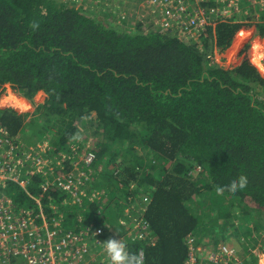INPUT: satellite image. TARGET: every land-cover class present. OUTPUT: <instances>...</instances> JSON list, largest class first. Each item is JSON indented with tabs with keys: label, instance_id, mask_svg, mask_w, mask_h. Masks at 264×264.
<instances>
[{
	"label": "trees",
	"instance_id": "trees-1",
	"mask_svg": "<svg viewBox=\"0 0 264 264\" xmlns=\"http://www.w3.org/2000/svg\"><path fill=\"white\" fill-rule=\"evenodd\" d=\"M120 20L60 0H0V84L29 101L47 95L32 116L0 109V128L30 147L48 139L49 155H70L67 163L73 147L95 154L83 169L91 173L88 193L105 195L67 207L66 228L102 229L105 242L142 221L145 239L129 252L144 248L145 264H185L190 235L219 243L241 232L251 245L241 244L245 264H258L264 78L249 46L232 69L210 57L236 38L264 37V23L219 24L184 42L148 23L126 30ZM240 176L246 186L231 191L227 185ZM43 179L33 176L28 189L41 194ZM5 193L17 209L33 206L15 184ZM44 194L47 207L58 198Z\"/></svg>",
	"mask_w": 264,
	"mask_h": 264
},
{
	"label": "built area",
	"instance_id": "built-area-1",
	"mask_svg": "<svg viewBox=\"0 0 264 264\" xmlns=\"http://www.w3.org/2000/svg\"><path fill=\"white\" fill-rule=\"evenodd\" d=\"M137 4L149 14L143 24H152L184 42L197 41L205 29H215L219 24L264 23V0H137ZM219 54L215 47L210 59L218 63ZM251 61L264 78V56L257 63ZM15 140L18 138L10 139L6 130L0 128V153L8 152L6 158L0 155V264H110L103 247L105 242L99 238L102 229L76 232L64 224L67 207L83 206L84 200L94 202L105 195L100 190L88 193L91 173L83 169L94 163L95 154L72 150L67 163L70 155H49L48 142L33 148L19 147ZM33 176L44 178L41 194L28 189ZM9 184L27 191L33 206L17 209L5 193ZM46 192H57L58 198L61 195L63 199L53 197L47 207ZM135 223L118 238L128 252L132 243L145 239L147 231L145 223ZM213 245L206 249L195 235H190L185 264H245L246 258L243 260L235 248L224 242ZM137 254L145 264L144 248H139Z\"/></svg>",
	"mask_w": 264,
	"mask_h": 264
},
{
	"label": "rangeland",
	"instance_id": "rangeland-1",
	"mask_svg": "<svg viewBox=\"0 0 264 264\" xmlns=\"http://www.w3.org/2000/svg\"><path fill=\"white\" fill-rule=\"evenodd\" d=\"M60 1L64 3H70L72 4V6L76 8L83 7L87 9L88 12L89 11L90 12L91 11L114 12L121 19L118 22V24H120V26H124L126 30L133 29L134 28L133 24H135V21L137 24L140 22L142 23V21L146 22L149 19V14L140 5L137 4V0H133V1H130V0H60ZM111 22H114V20H112ZM238 39H240V44L239 46H235V42ZM256 44L264 45V37H260L257 35L251 38L250 37L236 38L232 42V45L230 46V48H228L224 52H220L221 54L217 56L218 59L216 60L221 66H224L229 69L235 68L238 65H240V63L243 61L244 55L242 53L245 51L246 47L249 46V49L246 52L248 53V56L251 58V60H254V62L257 63L259 62L261 58H263L264 49L260 48L257 51ZM18 97L22 99H19ZM1 100H2V103H1ZM45 100H46V96L43 95L42 92L38 93L32 101H29L28 99L24 98L19 92L15 91L11 85L9 84L1 85L0 84V109L10 108V109L16 110L19 114L29 113L30 116H32L37 106L40 104H43ZM45 141L48 142L49 145L51 144V142L48 139H46ZM45 141L42 142V145L45 144ZM18 142L19 143L17 144L19 147H22L23 145H25L24 147L26 146L28 147V145L30 147L31 145V144H28L27 142H24L22 136L21 137L19 136ZM42 145L41 143H38L36 145V148ZM83 150H87V149H83ZM73 151H80V149L77 147H73ZM7 153L8 152L4 150V153H0V155L3 154L5 155V158H6ZM0 159L2 160L1 156H0ZM131 218H133V215H131ZM131 224L132 223H130L128 226L130 227ZM252 227L253 226L250 225V228ZM228 233L226 236L232 235V233L231 234H228ZM245 237L246 236L240 232L230 237V241L220 240L219 243L224 242L228 246L233 247L236 250H238L239 254L242 255V258L244 260V258L247 259L249 255L244 253V250L242 248L243 245L241 246V244L244 242V244H246L248 247L251 246L249 245V243H247L248 241H246ZM201 243H202V246L205 245L207 247L206 249H208L210 246H214L213 244H216V242H214L213 240H208L207 237H205ZM253 253L258 255L259 257L258 264H264V253H262V251H260V249L258 248L253 250Z\"/></svg>",
	"mask_w": 264,
	"mask_h": 264
},
{
	"label": "clouds",
	"instance_id": "clouds-1",
	"mask_svg": "<svg viewBox=\"0 0 264 264\" xmlns=\"http://www.w3.org/2000/svg\"><path fill=\"white\" fill-rule=\"evenodd\" d=\"M45 96L47 98L46 94ZM246 184L247 178L245 176H240L238 178H233L227 187L235 192L238 189L244 188ZM103 247L107 257L110 259V264H143V259L138 254H133L126 250V245L121 239L109 238L105 241Z\"/></svg>",
	"mask_w": 264,
	"mask_h": 264
},
{
	"label": "crops",
	"instance_id": "crops-1",
	"mask_svg": "<svg viewBox=\"0 0 264 264\" xmlns=\"http://www.w3.org/2000/svg\"><path fill=\"white\" fill-rule=\"evenodd\" d=\"M40 93H41V92H40ZM9 94H10V93H9ZM42 94L45 95V93H43V92H42ZM7 96H9V95H7ZM18 98H19V97H18ZM19 99H22V98H19ZM2 100H3V99H2ZM2 100H1V103H2ZM23 100H24V99H23ZM24 101H25V100H24ZM20 108H22V107H20ZM120 235H121V234H120Z\"/></svg>",
	"mask_w": 264,
	"mask_h": 264
},
{
	"label": "bare ground",
	"instance_id": "bare-ground-1",
	"mask_svg": "<svg viewBox=\"0 0 264 264\" xmlns=\"http://www.w3.org/2000/svg\"><path fill=\"white\" fill-rule=\"evenodd\" d=\"M262 46H263V45H260L258 48H261V49H262ZM257 51H258V50H257Z\"/></svg>",
	"mask_w": 264,
	"mask_h": 264
}]
</instances>
